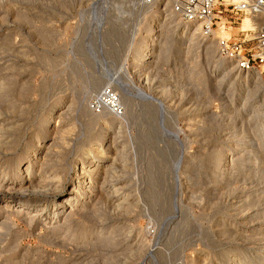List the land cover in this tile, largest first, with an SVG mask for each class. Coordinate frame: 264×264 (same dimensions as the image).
<instances>
[{
  "label": "rangeland",
  "instance_id": "1",
  "mask_svg": "<svg viewBox=\"0 0 264 264\" xmlns=\"http://www.w3.org/2000/svg\"><path fill=\"white\" fill-rule=\"evenodd\" d=\"M166 12L162 3L146 0H0V180L6 176L3 182L23 184L25 166L36 161L35 169H42L38 176L47 185L67 191L79 185L85 154L103 134L112 137L117 151L110 167L115 174L101 173L95 181L105 195L92 194L90 204L67 222L48 224L52 218L30 209L19 212L21 204L6 206L0 198V264H196L222 227L230 228L225 222L218 226L217 219L233 217L232 201L243 199L238 208L260 193L262 198L239 208L248 211L235 219L258 211L263 215L262 174L246 177L245 164L244 190L226 199L210 183L204 163L215 147L219 155L228 144L246 142L249 127L259 121L264 126L263 81L255 91L253 72L222 66V57L213 56L205 38H190L186 25ZM145 37L148 52L139 70L133 62ZM121 81L132 87L131 105L120 103ZM104 87L117 94L121 127L99 105L97 95ZM249 88L253 94H247ZM137 89L160 98L166 109L153 110L156 115L150 112L148 117L141 105L146 100L136 95ZM68 101L73 106L63 121L71 131L45 143L50 132L40 122L51 113L56 116L58 105ZM151 125L160 128L159 135L151 133ZM257 216L247 227L261 229L264 219ZM90 229L91 237L74 239V233ZM241 232L232 241L242 258L250 233ZM263 234L252 232L250 241Z\"/></svg>",
  "mask_w": 264,
  "mask_h": 264
},
{
  "label": "bare ground",
  "instance_id": "2",
  "mask_svg": "<svg viewBox=\"0 0 264 264\" xmlns=\"http://www.w3.org/2000/svg\"><path fill=\"white\" fill-rule=\"evenodd\" d=\"M163 8H164V11H167L166 13L170 14V16L173 17V19L175 17L178 18L167 6L166 7H163ZM161 11L163 12V9H161ZM161 11L157 14L156 18L154 19L155 21L159 19V16L161 14ZM184 24L186 25V31H184V32H187L189 34L190 38L195 39V36L197 38H200L201 37L200 34H199V31H198V25L197 24H195V23H184ZM248 27H251V22H250L249 18L247 16H245V17H243V19L239 23L238 28L239 29H245V28H248ZM147 28H148V31H150L153 27L151 28V25H149ZM228 32L231 33L230 28H229V31ZM149 36H150V34H149ZM148 41H149V39H147V37H145V39H144V41H143V43H142V45L140 47V50L138 49L139 50V52H137L138 57L135 58V61L133 62V64L135 66H137V68L138 67H141V66L143 67V65H144V63L146 61V59H145L146 57L145 56L147 55V52H148V48H147L148 47ZM205 41H206L205 44L208 43L209 44V47L212 48V50H213L212 51L213 56H214V53L215 54L218 53L217 52V49H216V41H215L214 36L209 37V38H206ZM216 56H218V55H216ZM222 59H223L222 66H223V64H227V65L233 66V63L232 62L228 61L224 57H222ZM144 67H146V66H144ZM137 68H136V70H137ZM138 69L140 70L141 68H138ZM134 71H135V69H134ZM137 72L140 74L141 71L140 72L137 71ZM137 72H135V73H137ZM239 72L244 74V73H246L248 71H246V72L245 71H243V72L239 71ZM251 72L254 73L253 81H252V83L254 84L253 85L254 86V90L255 91L256 90H260L261 85H262L261 84V74H260V70H253ZM111 79L114 80L115 78L112 76ZM124 79H126V78H124ZM235 79L233 78L232 83L234 82ZM96 81H97V79L94 80V82H96ZM118 81H119V79H118ZM235 83H233V84H235ZM247 85H249V84H247ZM108 86H111V85L109 84ZM120 87L124 91L123 94L121 95V99H120L121 102L120 103L122 105H125V104L126 105L127 104H130L131 105V100H132L131 98L132 97L131 98L129 97L130 91L132 89L131 85L129 83L125 82V81L124 82L121 81L120 82ZM95 89H97V88H95ZM109 89H111V87H104V88H102V90L100 91V93L97 95V99L99 101V105H100V107L104 111L107 110V111L110 112V114L113 113L112 118H111V120H112L113 123H117V124H119L118 126H120V125L122 126V125H124V119L121 116H119L120 114L117 111V108L116 109H113V106H111L112 104L110 105V103L112 102V98L109 96V93H108V90ZM254 90L249 88V92L247 94L248 95L253 94L254 93ZM111 91H112V93L114 92L113 90H111ZM131 94H130V96H131ZM137 94H138V96H140V98L142 97L143 99L146 100V101H142L141 102V105L143 107V111L146 114H148V113L151 114L153 110H154V112H156L155 110H158L159 112L160 111L163 112L166 109L164 102L160 98L151 95L152 93H148L146 90H143V89H137L136 90V95ZM68 102H70V101H68ZM72 102L73 101H71L70 103H67V104H59L58 105V106H60L59 111L56 113L57 114L56 116L58 117V119L55 118L56 116H54L51 113L48 117L42 119L43 120L42 122H40V124H42L41 126L44 129V132H50V134L44 136V142L45 143L51 142L54 139L57 141L58 140V139H56L57 136H63L65 133H67V132L69 133L71 131L70 130L71 128L70 129L67 128V125L69 126V124L65 123L63 121V119L67 115V113L70 112V111L68 112V110L71 108L70 105L73 106ZM117 102H118V98H117ZM165 113L166 112H164V114ZM149 114H148V117L151 116L150 118H152V114L153 113L151 115H149ZM263 117H264V115H263ZM53 118L55 119V122H54V119ZM158 118H160V117H158ZM161 118H162V116H161ZM153 119H155V117ZM156 121H158V120H156ZM152 124H155V123L153 122ZM158 125H159V123H158ZM13 126H12V128H13ZM15 127H17V124H16ZM157 127L158 126H156V125H151V129H152L151 130V133L152 134H154V135L155 134H158V130L160 128L158 129ZM245 138H246L245 139L246 142L245 141H242V142L241 141H238V142H235V143H232V144H228L227 146L224 147V149L221 148L223 150L221 152V154L222 155L224 154V157L221 160H220L221 154L218 155V152L220 151V148H216L215 147V149H213L212 151H210L207 154L206 160L204 162L208 166V170L205 173H206V176L211 179L210 183H213V185L216 186L215 187L216 190H220V191L223 192V194L228 195V198H226V199H229V197L233 195L232 193L235 190H238L239 188H241V189L243 188V190H244L245 184L243 183V180L245 178L244 177H243L244 179L242 178L243 175L241 176V173L243 171L245 172V170H244L245 169V167H244L245 164H248V172L246 173V177L249 174L252 173V175H254V176H260L262 174L263 175V178H264V144H263V142H264V126H263V124L259 121V122L256 123V125L253 128H250L249 127V129L247 130V133L245 134ZM62 142H64V141H62ZM114 142L115 141L112 139V137H109L108 138L107 133H105V134L102 135V137H100L99 139H97L92 144V146L90 147V149H88L87 152H86V154H85L88 157V160H85L82 163V167H81L82 168V172L80 173L81 176L79 178H77L79 185L76 186L75 189L74 188H70L67 191H65V189L58 190V189L51 188V186L47 185L44 182L45 181L43 179L44 177L41 178L40 176H38L41 173V170L42 169H40V171H37L35 169V164L37 162L36 161L35 162H32V161L28 162V164L25 166V170H24V173H26L27 176L26 177H23L21 179V182L23 181V184L22 183H17L16 184L15 182H13V183L3 182V180L4 179H7V177L5 176L4 178H1V180H0V191H2V192L0 193L1 194L0 198L2 199V203L4 202L6 206H16L18 204H21V208H20V211L19 212H24L25 209H30V210H33L34 213H36L37 215L45 216L47 219L49 217L52 218L51 221L48 222V224L56 223L58 220H59V222H62L63 219H64L65 222H67L68 220L73 219L72 217H73V215H75V212L77 210H79L78 208L84 207L86 204H88L90 202V198L92 197V194H93V196L95 194H97V193L100 196L101 195L102 196L105 195L104 193H106V192H103L105 188H102L101 189V187L98 184H97L98 186H96L95 181L97 179H99L98 176L101 173L104 174L103 176H105V175L108 176L107 175L108 173H112L113 172V170L110 169V167L114 165L115 160L117 159L116 156H115L116 155L115 153L117 151L115 150L116 152L114 153V149H112V146H113V143ZM1 143H2V141H1ZM5 144L9 146V144H7V143H5ZM1 148H3V147H1ZM122 149L119 150V151H122ZM186 154H185V156H186ZM199 157H200V155H199ZM44 159H46V158H44ZM59 160H61V159L59 158ZM196 160H197V158H196ZM180 161H181V158H179L176 161L175 167H178L180 165ZM107 162H111V163L110 164L109 163L107 164ZM116 165H117V163H116ZM123 169H124V167H123ZM210 169H213V170L210 171ZM190 173H191V171H190ZM112 174H115V171ZM120 174H119V176H120ZM27 177L29 178L28 181L26 180ZM185 177H187V176H185ZM254 178H256V177H254ZM254 178H252V179H254ZM101 179L102 178H100V180ZM210 179H208V181ZM100 182H102V181H100ZM113 182H115V181H113ZM246 182H248V179L246 180ZM257 183H258V181H257ZM196 184H197V182H196ZM247 185L248 184H246V186ZM260 185H262V184H260ZM119 186H121V185H119ZM249 187H250V185H249ZM213 190H212V192H213ZM220 191H219V194H220ZM259 191H261V190H259ZM116 193H117V191H116ZM110 194H111V192H110ZM107 195H108V193H107ZM241 195H243V194H241ZM208 196H209V194H208ZM219 196H218V198L217 197H215V198H217V199L220 200V197ZM222 197H226V196H223L222 195ZM56 198H60V201L58 203H55V199ZM259 198H262L260 193H258L256 195H253L252 199H250L251 201L249 200L248 202H246L245 205L243 204L241 207H238V208H237V205L241 204L243 202V199H238V200L236 199V200H234L232 202L230 201L231 203L229 202L230 203L229 205H231V207H233L232 208V211L234 213L231 212L232 213V216H233L232 217L233 219L231 218L229 220L227 218L228 216L223 215V216L218 217L217 224H218V226H222V225L224 226L225 224H223V223L225 222V223H227L230 226V228L229 227H226V225H225V227H222L223 230L222 231L220 230L221 233L219 232L221 235L216 239V241L214 240L213 243L209 244L210 245L209 246V249H207L203 253H201V252L199 253V254H202V256L201 257L199 256V258H197L198 259V262L196 264H264V236H262L261 238L260 237H257V240L255 242L250 241V235H251L252 232L255 231V234H258V235H260L261 233H264V228H262L264 226V223L260 224V226H262L261 229H259V227L257 225L256 226L258 228L255 225L252 226V227H250V226L247 227V223L249 224L251 222V220H256L255 218H256L257 215H258L257 216L258 219H261V220L264 219L263 218L264 217V213H263V215H261V213H262L261 211L260 212L258 211L256 213L253 212V213H251V215H249V216L247 215V218H241V219L236 218L235 219V216L238 217L239 215H241L240 212L243 211L244 207L246 209L249 208L250 205L253 204V201L254 202H255V200L258 201ZM101 199H102V197H101ZM106 199H109V198H106ZM217 199L215 200V202L217 201ZM29 200L30 201H36V202L30 203ZM219 200H218V202H219ZM106 201H109V200H106ZM245 201H247V200H245ZM257 201L255 203L256 205H257ZM253 206H254V204H253ZM95 207H96L95 205H94L93 208L90 206V208H92L94 210L96 209ZM116 207H117V204H116ZM123 208H125V207H123ZM239 208H243V209H239ZM91 210H88V211H91ZM167 211H168V213L166 215H169L170 212H171L170 209L168 208ZM246 211H248V210H246ZM246 211H244V212H246ZM262 211H264V210H262ZM244 212H242V216H243V213ZM56 216H58V217H56ZM47 219H44V221L46 222ZM217 224H215V225H217ZM215 225H213V226H215ZM215 227H217V226H215ZM245 228H248V229H245ZM239 230L246 231V232L249 231L248 233H250V235H248V234L245 235L247 242H245V244L242 245V247L245 249V251L241 252V253L244 254V256L242 258L241 257H237V254H240V253H237L236 252V249L238 247L235 246V245H233V241H232V239H234V240L235 239H238L239 238L238 237L239 235L241 236V233L242 232L241 231L239 232ZM95 231L96 232H99L97 230H95ZM90 233H91V229L88 230V231H86L85 233H79V234L74 233L73 235H74V239L75 240H77V239H80L81 240V239L86 238L88 236L91 237V234ZM216 233H218V231ZM243 233H245V232H243ZM227 234H230V236L225 237ZM254 236H252L251 238H253ZM229 238L231 239L230 241L227 240ZM253 240H254V238H253ZM239 244H241V243H239Z\"/></svg>",
  "mask_w": 264,
  "mask_h": 264
},
{
  "label": "built area",
  "instance_id": "3",
  "mask_svg": "<svg viewBox=\"0 0 264 264\" xmlns=\"http://www.w3.org/2000/svg\"><path fill=\"white\" fill-rule=\"evenodd\" d=\"M146 1L162 3L183 23L197 24L202 38L214 36L220 56L232 62L238 71L260 70L264 84V0ZM245 16L249 18L251 27L225 33ZM108 93L112 98L110 105L119 112L116 94Z\"/></svg>",
  "mask_w": 264,
  "mask_h": 264
}]
</instances>
